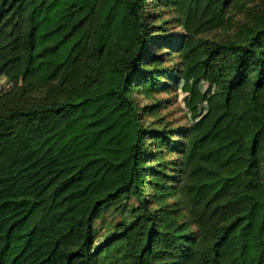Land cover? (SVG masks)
<instances>
[{"label": "trees", "instance_id": "16d2710c", "mask_svg": "<svg viewBox=\"0 0 264 264\" xmlns=\"http://www.w3.org/2000/svg\"><path fill=\"white\" fill-rule=\"evenodd\" d=\"M0 77V264H264V0H0Z\"/></svg>", "mask_w": 264, "mask_h": 264}, {"label": "rangeland", "instance_id": "374dc122", "mask_svg": "<svg viewBox=\"0 0 264 264\" xmlns=\"http://www.w3.org/2000/svg\"><path fill=\"white\" fill-rule=\"evenodd\" d=\"M9 88V83L4 77H0V94ZM175 90V88H172ZM213 87L207 81H198L195 83H184L183 81L176 83V91L173 92L172 105L168 107V111L175 117L185 122H194L207 110L206 100L212 93ZM159 96L166 97V94ZM146 102L142 99L140 102ZM166 110H162L165 113Z\"/></svg>", "mask_w": 264, "mask_h": 264}]
</instances>
